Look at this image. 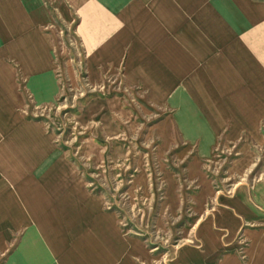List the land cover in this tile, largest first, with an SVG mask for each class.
<instances>
[{"label":"rangeland","instance_id":"rangeland-1","mask_svg":"<svg viewBox=\"0 0 264 264\" xmlns=\"http://www.w3.org/2000/svg\"><path fill=\"white\" fill-rule=\"evenodd\" d=\"M85 1L39 0L55 93L39 98L16 69L18 114L42 125L89 201L136 245L132 264H264V87L242 86L232 110L207 100L200 114L178 84L162 93L150 83L160 46L147 39L162 36L147 25L161 19L151 0H120L119 50L105 58L93 38L96 0ZM170 2V22L184 24L167 36H187L191 1ZM258 21L264 49V13ZM2 208L0 264L42 262L23 252L28 226L3 220Z\"/></svg>","mask_w":264,"mask_h":264},{"label":"crops","instance_id":"crops-1","mask_svg":"<svg viewBox=\"0 0 264 264\" xmlns=\"http://www.w3.org/2000/svg\"><path fill=\"white\" fill-rule=\"evenodd\" d=\"M180 1L185 0H177L178 5ZM188 1L194 14L193 28L188 29L191 32L187 36L175 37L167 36V27L174 29L184 24H180L184 18L180 15L170 22L169 10L175 4L170 0L149 3V12L159 13L161 19H150L147 25L162 35L147 39L148 45L160 46L153 55L159 63L152 71L156 76L149 77L150 83L159 86L162 93L168 91L170 83L178 84L176 96L181 100L180 95L186 93L187 103L200 114L210 108L207 100L211 104L221 102L224 109L232 110L233 93H240L242 86L264 87V49L257 32L264 6L250 0ZM84 2L72 0L74 6ZM119 3L120 0H96L94 4L93 38L103 58L110 49L119 50L120 35H114L119 27ZM39 5V0H0L3 220L28 226L33 242L24 244L23 252L43 263L132 264L136 245L116 230L111 217L99 213L97 201H89L74 181L72 167L64 162L42 125L25 121L17 112L22 96L13 81L16 69L29 79L31 90L39 98H51L55 93L50 44L41 33ZM250 14L255 19L252 22ZM213 92L218 96L213 98ZM258 253L264 255V242L259 243ZM56 255H60L57 261Z\"/></svg>","mask_w":264,"mask_h":264}]
</instances>
